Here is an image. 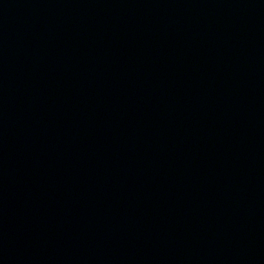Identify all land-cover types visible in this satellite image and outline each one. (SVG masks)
Segmentation results:
<instances>
[{"label": "water", "instance_id": "95a60500", "mask_svg": "<svg viewBox=\"0 0 264 264\" xmlns=\"http://www.w3.org/2000/svg\"><path fill=\"white\" fill-rule=\"evenodd\" d=\"M0 264H264V0H0Z\"/></svg>", "mask_w": 264, "mask_h": 264}]
</instances>
